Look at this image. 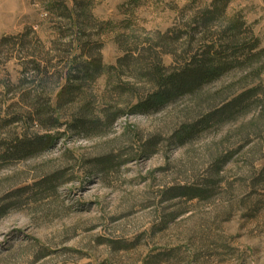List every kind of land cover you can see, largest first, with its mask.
Segmentation results:
<instances>
[{"label": "rangeland", "instance_id": "obj_1", "mask_svg": "<svg viewBox=\"0 0 264 264\" xmlns=\"http://www.w3.org/2000/svg\"><path fill=\"white\" fill-rule=\"evenodd\" d=\"M212 1L90 0L86 40L103 44L105 72L63 106L53 147L6 159V143L25 130L9 118L32 102L20 89L26 63L56 73L47 85L55 105L80 30L62 9L74 0H0V264H264V100L182 138L245 90L250 70V87L264 85V58L161 108L133 110L152 90L153 64L174 65L189 50L165 35L191 30ZM227 14L243 16L244 39L264 47V0H230ZM82 110L123 114L86 135L71 124Z\"/></svg>", "mask_w": 264, "mask_h": 264}, {"label": "trees", "instance_id": "obj_2", "mask_svg": "<svg viewBox=\"0 0 264 264\" xmlns=\"http://www.w3.org/2000/svg\"><path fill=\"white\" fill-rule=\"evenodd\" d=\"M74 2L75 7L73 11L70 10L71 13L65 4H62V9L66 11L70 19L73 16L71 20L74 19V25L80 30V35H76L72 41L78 47L79 53L69 58L63 67L68 70L63 76L66 83L57 94L55 105L51 102L47 85L56 73L52 72L48 66H43L42 62L37 59L26 63L20 89L23 91L22 89L27 87L22 92V96L31 98L32 102L25 110H20L9 118V123L18 125L21 123L25 130L15 134L10 143H6L4 154L6 159H26L53 147L58 136L52 131L63 125L60 114L63 106L82 93L85 83L96 81L106 70L101 52L103 44L86 40L89 35L85 29L93 26L92 21L94 20L88 10L90 0H74ZM229 3L230 0H213L194 16L191 30L176 33L172 37L169 34L165 35L168 43H176L182 38L186 39L189 43V50L183 58L175 59L176 64L174 65L167 66L162 60L153 64L147 73L148 77H151L152 90L134 107V111L147 112L161 108L182 96L196 93L204 86L219 80L237 68H247L264 58V47L260 46V40L256 36H252L251 40L244 39V34H247L249 29L243 16L227 14ZM223 20H226V24H221ZM218 31L221 34L217 35ZM128 57L134 56L133 54L125 55L120 59V64ZM261 72L263 70L259 69V75ZM254 73L250 70L241 78L243 88L247 87L245 90L231 99H226L218 109L208 112L201 118L200 123L184 129L182 138L191 135L198 125H204L207 128L214 123L234 119L253 102L264 100L262 81L250 87L249 78ZM45 96L46 99H44ZM83 110H86V107ZM83 110L81 116L74 118L71 124L77 131L86 135L93 129H97L101 123L112 125L123 114L122 111L104 110V120H98L91 118V114ZM35 126L44 129L45 132L30 131V128ZM98 161L103 164L110 160L102 157ZM189 191H192L190 192L192 195L202 194V190L191 188Z\"/></svg>", "mask_w": 264, "mask_h": 264}]
</instances>
